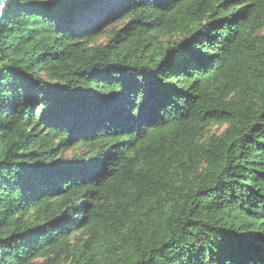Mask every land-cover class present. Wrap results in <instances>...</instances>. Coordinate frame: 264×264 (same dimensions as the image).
Instances as JSON below:
<instances>
[{"label": "trees", "instance_id": "1", "mask_svg": "<svg viewBox=\"0 0 264 264\" xmlns=\"http://www.w3.org/2000/svg\"><path fill=\"white\" fill-rule=\"evenodd\" d=\"M0 264H264V0H7Z\"/></svg>", "mask_w": 264, "mask_h": 264}, {"label": "water", "instance_id": "2", "mask_svg": "<svg viewBox=\"0 0 264 264\" xmlns=\"http://www.w3.org/2000/svg\"><path fill=\"white\" fill-rule=\"evenodd\" d=\"M7 4V0H0V26L3 19V13Z\"/></svg>", "mask_w": 264, "mask_h": 264}, {"label": "rangeland", "instance_id": "3", "mask_svg": "<svg viewBox=\"0 0 264 264\" xmlns=\"http://www.w3.org/2000/svg\"><path fill=\"white\" fill-rule=\"evenodd\" d=\"M109 28H111V27H109ZM108 28V29H109ZM103 40L104 39H101L100 41L101 42H103ZM222 130H219L218 128H217V126H214L213 128H212V130H211V133H218V132H221ZM70 155V153H68V156Z\"/></svg>", "mask_w": 264, "mask_h": 264}]
</instances>
